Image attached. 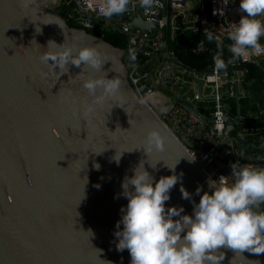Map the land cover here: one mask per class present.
<instances>
[{
	"label": "water",
	"instance_id": "95a60500",
	"mask_svg": "<svg viewBox=\"0 0 264 264\" xmlns=\"http://www.w3.org/2000/svg\"><path fill=\"white\" fill-rule=\"evenodd\" d=\"M227 5L239 8V2ZM66 11L60 0H33L28 7L21 0H0V264H129L127 249L117 251L113 235L120 208L127 204L123 196L116 198L125 174L132 175L144 160L159 179L179 161L176 172L184 173L182 183L198 202L197 186L208 190L210 156L228 143L218 137L220 144L207 159L190 161L182 143L134 88L126 50L71 26ZM126 25L129 41L137 31L147 38L160 31L155 21L140 15ZM49 40L95 47L103 64L100 69L69 65V72L53 73L40 60ZM143 70L134 72L140 85ZM106 75L119 79L118 91L85 115L92 96L83 79ZM197 83L201 91L202 82ZM232 98L237 104L240 95ZM223 120L238 124L227 115ZM151 128L160 131L165 147L147 154L144 138ZM237 142L242 152L264 154V142ZM115 153H123L119 165L112 161ZM179 187H173L166 203L182 204L191 213L192 204L181 199ZM224 251L221 264H264V253Z\"/></svg>",
	"mask_w": 264,
	"mask_h": 264
},
{
	"label": "clouds",
	"instance_id": "9594fccd",
	"mask_svg": "<svg viewBox=\"0 0 264 264\" xmlns=\"http://www.w3.org/2000/svg\"><path fill=\"white\" fill-rule=\"evenodd\" d=\"M32 2L21 0L24 7ZM156 3L158 0H140L145 11H150ZM128 5L129 0H104L100 12L111 18L123 14ZM220 11L223 10L214 9V14ZM238 11L240 18L231 24L227 33L231 56L225 59L223 51H217L212 57L215 70L226 69L234 60L244 58L250 52H264V43H261L264 0H239ZM208 39H213L212 34ZM129 55L135 60V50L129 49ZM40 60L50 64L52 72L60 76L66 73L65 69L69 72V65L100 69L103 64L95 47L66 45L54 40L48 41ZM57 68L59 71H55ZM119 85V79L107 75L84 78L82 86L92 96L84 114L88 115L96 106L102 105L107 97L118 91ZM164 147L160 131L149 129L144 138V151L148 154L163 151ZM122 154L115 153L112 161L119 165ZM186 157L190 161L196 159ZM176 164L167 166L171 174L156 179L141 160L131 169L132 175L125 174L121 181L122 192L116 198L123 196L127 204L120 208L121 217L113 235L116 250L127 249L129 264H221L226 255L224 249L241 254L264 253V166L230 164L233 179L224 174L216 178L209 176L206 180L208 190H204V185L195 189V196L199 197L197 202L194 194L184 187V173L176 172ZM94 167L99 170L101 165L96 163ZM178 183L181 199L192 204L191 213L186 212L182 204L166 203Z\"/></svg>",
	"mask_w": 264,
	"mask_h": 264
},
{
	"label": "built area",
	"instance_id": "2783aa9c",
	"mask_svg": "<svg viewBox=\"0 0 264 264\" xmlns=\"http://www.w3.org/2000/svg\"><path fill=\"white\" fill-rule=\"evenodd\" d=\"M60 1L67 7L64 18L71 26L89 31L95 29L99 23L110 22V19L117 16L116 23L111 24V26L115 30V27H118L120 33L126 36L129 32L126 22L131 21L137 15L146 21H155L159 29L163 30L170 26L185 9V0H158V3L154 4L150 11H145L140 6V0H129L128 8L123 14L106 18L100 12L104 0ZM235 2H239V0H235ZM89 4L92 6L89 7ZM226 4L227 0H199L195 22L186 24L179 29V35H188L187 43L193 52L201 51L205 49L206 44L212 43L217 49L222 50L227 58L231 56L227 48V45L231 43L227 33L231 24L239 20L241 13H239L238 7L229 8ZM214 9H222L223 11L214 14ZM104 25L110 24L104 23ZM209 34H212L213 39H208ZM127 45L140 48L147 57L143 65H135L132 62H130L131 66L129 64L134 88L146 105L155 112L182 143L192 158H196V161L207 159L210 151L220 144L218 137L227 138L228 143L216 155L209 158L205 169L209 176L216 178L220 174H224L229 176L230 180L233 179L231 170L227 166L216 163L219 157V160L227 158L228 163L264 166V154L251 151L242 152L237 147L238 139H241L246 146L249 145L248 141L264 142V124L256 122L255 119L247 125L243 124L244 118L231 114L228 103L225 101L226 98L233 100L232 97L236 93L240 95V98L245 97L242 85L245 83V77L248 73L247 65H255L264 72V52H250L246 57L234 60L223 70H215L214 62H212L203 74L190 72V69L180 65L178 75L184 76L186 74L191 76L193 80L192 95L187 96V98L176 97L174 101H167L161 93L160 87H163L164 80L160 76H162V67H168V64L164 63L166 58L176 59L174 52L163 50L164 38L157 36L147 38L138 31L130 41L127 37ZM141 66L144 67L141 72L143 83H147L145 88L140 85L139 79L134 77L135 70ZM150 73H153L152 79ZM210 76L213 78L209 79ZM177 79L183 82L181 77H177ZM197 81L202 82L200 93L196 91ZM208 89L209 92H207ZM160 97H163V104L159 99ZM201 101H207L202 106L208 113L207 116L197 110L195 103ZM262 106V116L264 117V100ZM226 115L238 124L236 126L226 124L223 120ZM206 118H212L213 121L207 122ZM211 165L215 166L212 172Z\"/></svg>",
	"mask_w": 264,
	"mask_h": 264
},
{
	"label": "trees",
	"instance_id": "16d2710c",
	"mask_svg": "<svg viewBox=\"0 0 264 264\" xmlns=\"http://www.w3.org/2000/svg\"><path fill=\"white\" fill-rule=\"evenodd\" d=\"M116 20L117 19H111V22L116 23ZM166 29H164V50L173 51L177 61L184 67L192 69L196 74H203L213 62V55L217 51H221L217 49L214 44L208 43L206 44L205 49L193 52L187 44V34L173 36L172 38L170 35L171 33L169 34V31ZM88 32L97 36H102L105 40H107L110 44L115 47L125 49L127 54V60H129V62H132L135 65H143L147 60V57H145L144 53L141 51L140 48L133 46L129 47L127 45V36L115 30L114 27L111 25L105 26L104 23H99L95 29L89 30ZM129 49L135 50V60H132L130 58ZM223 55L225 59H227V55L224 52ZM247 69L248 73L245 77L244 84L245 97H243L239 101L241 107H244L241 108L240 111L243 116H246L247 113L250 111H247V105L251 103L250 100L258 102L264 100L263 72L259 67L255 65H247ZM146 86L147 83L142 84L143 88H145ZM233 112H235V110H233ZM242 123L247 125L250 123V119H248V117L246 116L245 120H243Z\"/></svg>",
	"mask_w": 264,
	"mask_h": 264
},
{
	"label": "crops",
	"instance_id": "0c3cea01",
	"mask_svg": "<svg viewBox=\"0 0 264 264\" xmlns=\"http://www.w3.org/2000/svg\"><path fill=\"white\" fill-rule=\"evenodd\" d=\"M198 3H199V0H185V9L182 11L180 16H178L177 19L174 20V22L172 24L170 23L171 24L170 26L166 27L167 29L165 28L166 30L169 31V34L171 33L170 35L172 38H173V36L179 35V32H180L179 29L181 27L186 26V24H191L192 22H195L196 14L198 12ZM168 14L171 16L170 13H168ZM112 19H118V17L116 16L115 18H112ZM108 23H109V21L105 22V24H108ZM172 27H175V29H172ZM164 31H165L164 29L160 30L155 36H157L159 38H165L164 37ZM261 43H264V39H261ZM165 61L166 62H164V63L168 64L167 65L168 67H165V66L162 67V69H161L162 76H160L161 79L164 80L163 87H160L162 96L167 101L168 100L174 101V98H176V97L187 98V96H191L192 92H193V89H192L193 80H192L191 76L186 75V74L184 76H181V74L178 75L179 74V66L181 64H178L174 61H168L167 59ZM263 67H264V65H263ZM190 70L193 71L192 69H190ZM263 74H264V72H263ZM177 77H181L183 82L180 79H177ZM244 84L242 85L243 91H245ZM185 89H187V90L185 91ZM201 89H202V87H201ZM196 91L198 93L201 92L198 89V83L197 82H196ZM240 99H242V98H239L237 104L235 103L234 99L233 100L227 99V98L225 99V101L228 103V106H229V112L231 114L243 117L244 118L243 120H245V117L247 116L248 119H250V121L255 119L256 122L264 124V117L262 116L263 100L261 102L250 100L251 103H249L247 105V109H248L247 111L250 110V111H254V112L249 111L246 116H243L240 113V111H241V108H244V107H241V105L239 104ZM206 103H207V101H201V102L195 103V105L197 106L198 112L201 114L202 113L205 114V116H207L208 113L203 109L202 106H203V104H206ZM233 110H235V112H233Z\"/></svg>",
	"mask_w": 264,
	"mask_h": 264
},
{
	"label": "rangeland",
	"instance_id": "374dc122",
	"mask_svg": "<svg viewBox=\"0 0 264 264\" xmlns=\"http://www.w3.org/2000/svg\"><path fill=\"white\" fill-rule=\"evenodd\" d=\"M116 16H114L113 18H115ZM105 23V22H104ZM111 20H110V22H109V24L111 25ZM112 24H114V23H112ZM127 63H128V65L130 64V62H129V60H127ZM130 66H131V64H130ZM187 89H185V91H186ZM210 90L208 89L207 90V92H209ZM160 99V101H161V103L163 104V97H160L159 98ZM156 110V109H155ZM220 158V157H219ZM219 158L216 160V163H219V164H221L222 166H227L230 170H231V168H230V164H232V163H228V159L227 158H223L222 160H219ZM210 167H214V165H211ZM215 168V167H214Z\"/></svg>",
	"mask_w": 264,
	"mask_h": 264
},
{
	"label": "bare ground",
	"instance_id": "6f19581e",
	"mask_svg": "<svg viewBox=\"0 0 264 264\" xmlns=\"http://www.w3.org/2000/svg\"><path fill=\"white\" fill-rule=\"evenodd\" d=\"M215 167V166H214ZM214 167H212L211 172L214 170ZM211 168V167H210Z\"/></svg>",
	"mask_w": 264,
	"mask_h": 264
}]
</instances>
